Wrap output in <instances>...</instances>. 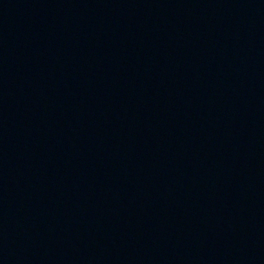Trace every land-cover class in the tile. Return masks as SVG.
<instances>
[{
	"label": "water",
	"instance_id": "obj_1",
	"mask_svg": "<svg viewBox=\"0 0 264 264\" xmlns=\"http://www.w3.org/2000/svg\"><path fill=\"white\" fill-rule=\"evenodd\" d=\"M0 264H264V0H0Z\"/></svg>",
	"mask_w": 264,
	"mask_h": 264
}]
</instances>
